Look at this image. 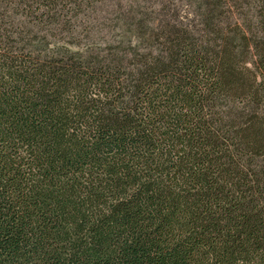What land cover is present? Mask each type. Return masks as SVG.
Instances as JSON below:
<instances>
[{
  "label": "trees",
  "instance_id": "trees-1",
  "mask_svg": "<svg viewBox=\"0 0 264 264\" xmlns=\"http://www.w3.org/2000/svg\"><path fill=\"white\" fill-rule=\"evenodd\" d=\"M244 3L0 0V264H44L61 238L97 230L116 199L124 210L141 196L142 211L169 198L164 188L185 195L191 170L235 205L209 207L195 224L210 234L198 227L178 242L215 250L209 264H264V207L254 203L264 181L235 193L208 164L222 142L208 98L254 76L243 63ZM257 50L262 96L264 38ZM253 120L264 124L262 108L242 128ZM189 250L163 256L183 264L197 259Z\"/></svg>",
  "mask_w": 264,
  "mask_h": 264
},
{
  "label": "rangeland",
  "instance_id": "rangeland-1",
  "mask_svg": "<svg viewBox=\"0 0 264 264\" xmlns=\"http://www.w3.org/2000/svg\"><path fill=\"white\" fill-rule=\"evenodd\" d=\"M244 2L245 18L240 21V26L250 56L245 58L243 63L254 76L245 75L244 80L241 79L246 82L243 85L234 83L230 88L225 87L226 89L219 86L213 90L205 104L211 112L210 115L217 116L212 128L219 130L222 135V142L214 147L220 152L221 158L212 157L208 164L218 173L217 183L219 181V184L229 185L235 193L242 189L241 183L259 186L264 181V124L253 120L249 121L246 128H242V119L249 111L252 113L258 108L264 110V93L261 96L253 83L254 77L257 78V68H261L258 65L260 61L257 46L260 39L264 38V30L259 25L264 14V0ZM242 47L240 43V52ZM257 82L264 84L263 72L258 76ZM174 154V159L179 161L178 157L182 154L177 151ZM165 155L164 157L170 158L168 153ZM223 163H226V166ZM197 168L201 169L200 161ZM242 174H246V177ZM184 179L192 184L187 194L177 195L179 189L175 185L164 188L162 194L166 193L165 196L169 198L151 200L145 204L142 211L138 209L141 196L134 198L136 200L124 210L118 207L120 200H114L113 204H110L111 208L118 209L102 219L97 230L87 231L85 235L83 233L72 239L61 238L57 246L50 251L44 264H153L150 261L163 264L167 261L166 264H173L175 260H168L163 254H175L174 258L177 260L180 254L190 251L189 248L194 250L191 254L197 259H187L183 264H209L214 258L215 250L209 246L193 247L191 242L184 245L178 241L182 237L194 235L199 228V231L206 232V229H201V223L210 217L209 207L213 212L223 215L225 212L218 208V203H223L227 209H231L235 205L234 199H224L215 192L211 193V190L207 189L209 184L205 178L198 179L192 170ZM176 182L178 181L175 180L173 184ZM198 184L206 185V189H200ZM135 189L136 187L132 191L133 194ZM249 190L248 187L245 195L251 194ZM250 191L254 192L252 188ZM256 196L258 201L254 203L264 207V194L257 193ZM198 208L203 215L196 213ZM140 212H143V215ZM196 221H201L199 228L195 224ZM98 230L104 233L98 234Z\"/></svg>",
  "mask_w": 264,
  "mask_h": 264
}]
</instances>
